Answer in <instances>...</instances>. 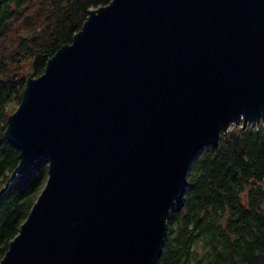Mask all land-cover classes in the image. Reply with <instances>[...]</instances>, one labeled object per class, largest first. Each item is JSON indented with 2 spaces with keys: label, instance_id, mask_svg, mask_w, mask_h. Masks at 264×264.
I'll use <instances>...</instances> for the list:
<instances>
[{
  "label": "water",
  "instance_id": "1",
  "mask_svg": "<svg viewBox=\"0 0 264 264\" xmlns=\"http://www.w3.org/2000/svg\"><path fill=\"white\" fill-rule=\"evenodd\" d=\"M259 122L264 0L90 9L7 118L19 163L0 195L35 162L48 170L0 264H156L195 157Z\"/></svg>",
  "mask_w": 264,
  "mask_h": 264
},
{
  "label": "trees",
  "instance_id": "2",
  "mask_svg": "<svg viewBox=\"0 0 264 264\" xmlns=\"http://www.w3.org/2000/svg\"><path fill=\"white\" fill-rule=\"evenodd\" d=\"M111 0H1L0 190L19 163L5 138L7 118L30 76L71 43L90 9ZM37 161L0 195V260L47 179ZM183 203L171 210L156 264H264V126L235 127L191 163Z\"/></svg>",
  "mask_w": 264,
  "mask_h": 264
},
{
  "label": "rangeland",
  "instance_id": "3",
  "mask_svg": "<svg viewBox=\"0 0 264 264\" xmlns=\"http://www.w3.org/2000/svg\"><path fill=\"white\" fill-rule=\"evenodd\" d=\"M24 67H25V70H24V73H23V74H24L25 77L28 78V77H30V72H31V71H30V67H29L28 64H26ZM17 107H18V106H12V107L10 106L9 110H10V111H13L14 109L16 110ZM15 110H14V111H15ZM260 125L264 126V123L259 122V124H257V125L255 124V125H251V126L258 127V126H260ZM239 126H242V123H239V124H233L229 130H232L233 128H235V127H239ZM38 195H39V194H38Z\"/></svg>",
  "mask_w": 264,
  "mask_h": 264
}]
</instances>
